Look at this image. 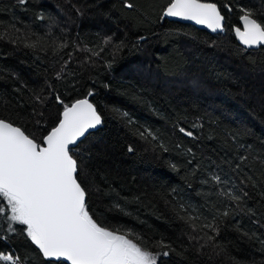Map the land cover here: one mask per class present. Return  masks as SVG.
<instances>
[{
    "label": "trees",
    "instance_id": "1",
    "mask_svg": "<svg viewBox=\"0 0 264 264\" xmlns=\"http://www.w3.org/2000/svg\"><path fill=\"white\" fill-rule=\"evenodd\" d=\"M131 2L132 10L123 7V0H27L23 5L19 0H0V35L5 38L20 34L15 25L41 36L51 29L49 44L53 39L67 40L93 48L103 36L124 44L115 59L113 47L107 46L100 57H92L94 64H83L86 54L76 53L73 87L54 79L53 65L55 69L60 65L51 48L33 53L0 40V116L17 120L39 136L32 114L40 106L34 103L33 92L47 93L42 106L46 124L52 123L59 108L49 84L66 102L87 97L103 119L88 138L92 156L87 162L89 174L83 177L91 214L98 222L131 231L150 247L161 237L172 243L176 251L161 256L158 264H264V49L244 50L236 43L232 28L239 26L238 11L225 10L226 30L209 35L162 18L167 0ZM213 2L223 9L229 0ZM232 3L264 9L262 0ZM73 5L83 14H77ZM89 91L93 95L88 96ZM125 112L136 121L134 126L127 125L121 115ZM177 124L192 130L197 139L180 134ZM193 124L202 127L191 128ZM141 125L154 131L159 141L134 134ZM241 131L247 135L239 137V143L251 145L255 157L245 170L256 185L247 189L248 206L256 215L241 212L224 220L217 237L224 248L219 255L211 248L197 252L188 244L174 205L190 203L208 214L219 203L215 194L204 195L215 192L201 184L210 170L239 185L244 176L229 165L243 149L229 134ZM130 145L133 152L127 150ZM169 163L178 164L180 170L173 171ZM0 252H14L25 264H45L21 236L0 240Z\"/></svg>",
    "mask_w": 264,
    "mask_h": 264
},
{
    "label": "snow or ice",
    "instance_id": "2",
    "mask_svg": "<svg viewBox=\"0 0 264 264\" xmlns=\"http://www.w3.org/2000/svg\"><path fill=\"white\" fill-rule=\"evenodd\" d=\"M19 3L23 5L27 0H19ZM73 7L77 14H83L81 8ZM123 7L132 10L135 5L131 0H123ZM225 10L239 13V26L234 25L232 31L244 50L264 49V9L242 3L234 5L232 0L224 4L223 9L213 0H167L161 15L162 18L192 21L216 33L226 30ZM39 18L43 19V16ZM12 27L20 34L7 38L0 35V40L17 48L22 45L33 53H47L51 48L58 57L56 63L60 65L58 69L53 65L54 79L71 83L73 87L75 80L71 78L76 76V72L71 65L77 62L76 53L86 54L83 64H94L92 57H100L107 46L113 47V59L124 47L123 41L115 44L112 36L101 37L93 48L82 42L70 44L67 40L57 43L53 39L49 44L46 37H51V29L41 36L30 30L22 32L15 25ZM107 66L111 67V62ZM48 87L55 94L59 108L52 123L46 124L42 106L47 103V93L33 92L34 103L40 106V110L34 108L32 114L39 136L17 120L0 116V240L24 237L38 250L45 264H158L161 256L167 257L176 251L172 243L161 237L150 247L145 238L131 231L109 228L91 214L89 187L83 177L89 174L87 162L92 156V148L87 144L90 130L103 123L101 113L87 97L66 102L62 95L55 93L54 85L49 84ZM91 95L93 93L89 91L88 96ZM121 115L126 118L127 125L136 124L128 113ZM174 127L183 136L197 139L192 130L178 124ZM197 127L202 125H191V128ZM134 134L145 141H159L154 131L142 125L135 128ZM229 135L243 149L229 165L233 172L243 174L239 185L210 170L201 184L215 190L204 195L210 197L215 194L219 203L214 204L208 214L190 203L177 201L174 205L176 218L185 225L184 235L188 244L200 253L207 248L216 255L224 251L217 237L225 219L241 212L256 215L247 203L251 198L247 189L250 184L252 188L256 185L245 170L255 157L251 145L238 140L247 133L241 131ZM158 146L168 151L163 143ZM127 150L133 152L134 148L130 145ZM187 154L195 159L191 149H187ZM187 163L192 164V159ZM261 164L264 166V160ZM169 167L173 171L180 170L176 163H169ZM199 167L198 163L190 174L195 176ZM220 171L223 172V168ZM227 184L231 186L225 187ZM171 191L175 193L177 190L173 188ZM0 264H25V261L14 252H0Z\"/></svg>",
    "mask_w": 264,
    "mask_h": 264
},
{
    "label": "water",
    "instance_id": "3",
    "mask_svg": "<svg viewBox=\"0 0 264 264\" xmlns=\"http://www.w3.org/2000/svg\"><path fill=\"white\" fill-rule=\"evenodd\" d=\"M263 3H264V0H262ZM168 21L170 22H175V23H178V24H183V25H189L193 28H195L196 30H199V31H203L209 35H217V34H220L221 32H216V33H213L211 32L210 30L204 28L202 25H196L194 22L192 21H182V20H179V19H176V18H166ZM238 25H239V19H238ZM233 37L236 41V43L243 48V46L239 43V41L235 38V35H234V32H233ZM100 126L97 127V129L99 128ZM97 129H94V130H90V132H94L96 131Z\"/></svg>",
    "mask_w": 264,
    "mask_h": 264
}]
</instances>
